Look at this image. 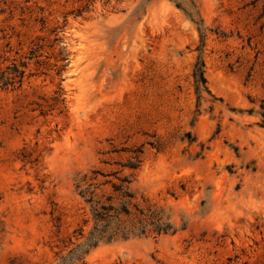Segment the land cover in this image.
Instances as JSON below:
<instances>
[{
	"label": "rangeland",
	"instance_id": "1",
	"mask_svg": "<svg viewBox=\"0 0 264 264\" xmlns=\"http://www.w3.org/2000/svg\"><path fill=\"white\" fill-rule=\"evenodd\" d=\"M0 79V264H264V0H0ZM125 177L175 232L88 250Z\"/></svg>",
	"mask_w": 264,
	"mask_h": 264
},
{
	"label": "trees",
	"instance_id": "2",
	"mask_svg": "<svg viewBox=\"0 0 264 264\" xmlns=\"http://www.w3.org/2000/svg\"><path fill=\"white\" fill-rule=\"evenodd\" d=\"M177 6L180 7L179 4ZM191 20L197 25L198 32L200 34V43L197 47L198 57L193 70L195 93L199 106L203 93H206L213 99L215 98L208 88L205 76V63L203 59L205 35L202 28V20L195 19L192 16ZM13 83L14 81L1 82L0 79V85L2 87H6L7 85H11ZM138 166L139 164H131L128 167L130 169H136ZM109 183L111 182L107 181L103 184ZM130 183L131 180L125 177L121 179L120 185L114 186L115 191L118 192V199L121 201L120 207L115 206L113 202L114 197L109 196L106 200H103V196H99L96 193V189L93 190L91 187L82 188L79 184L76 186L79 191V195L90 206L93 220L92 230L86 239V246L88 250L90 248L97 247L101 242L108 243L117 238L128 239L134 234L145 235L148 232H154L160 235L175 232V228L171 222H169V218H164L162 211L153 210L151 208L146 209V211L138 210V214H134V217L137 216V220L132 226L125 223L122 218L124 216L133 215L129 209L131 200L134 197L129 187Z\"/></svg>",
	"mask_w": 264,
	"mask_h": 264
}]
</instances>
